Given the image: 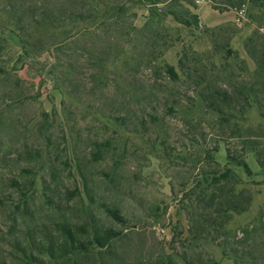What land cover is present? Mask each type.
I'll return each instance as SVG.
<instances>
[{
    "label": "rangeland",
    "instance_id": "1",
    "mask_svg": "<svg viewBox=\"0 0 264 264\" xmlns=\"http://www.w3.org/2000/svg\"><path fill=\"white\" fill-rule=\"evenodd\" d=\"M262 51L264 0H0V264H264V118L232 138L198 96ZM226 168L252 201L198 239L193 190Z\"/></svg>",
    "mask_w": 264,
    "mask_h": 264
},
{
    "label": "trees",
    "instance_id": "2",
    "mask_svg": "<svg viewBox=\"0 0 264 264\" xmlns=\"http://www.w3.org/2000/svg\"><path fill=\"white\" fill-rule=\"evenodd\" d=\"M158 1V0H157ZM170 16L174 22L179 24H185L182 20V16L178 12L167 10L160 16ZM195 18V16H193ZM235 55L228 52V56ZM183 58L179 60V65H183L186 62V55H182ZM261 57V58H260ZM259 58H255V69L251 72L249 80H242L237 85L233 86H217L214 85L215 80H219V76H208L207 72H204V76L198 77L200 83L205 85L202 87L198 96L201 97L208 112L214 114L225 125H233L235 127V137L238 136V120L242 118L245 112L254 106L262 118H264V51ZM184 60V61H183ZM163 74L170 82H177L179 77L174 68L168 65L162 66ZM187 78L191 79L192 76L188 73ZM199 86V82L195 83ZM233 135V134H232ZM258 162L260 168L264 172V160L260 158V154L257 152ZM226 160L228 165H232L236 168H241L246 176L250 175V170L242 157L235 156L229 148H226ZM194 201L192 209L203 210L204 212H213L215 218L213 221H205L206 225H202L200 231L195 234L198 239L206 240L211 235V229L213 232L222 233L224 226L231 214H241L245 212L251 201V193L242 187V182L237 174L230 168H226L218 173H215L213 178L204 183V186H199L193 190ZM116 217V215H115ZM218 222H215V221ZM211 222V223H210ZM212 223L214 225H212ZM69 231L67 235L69 236ZM94 236V243L99 247H104L111 242L115 236L110 231L106 232L103 236ZM71 237V236H70ZM68 243L72 244L74 241L70 239ZM77 251L80 252L79 249Z\"/></svg>",
    "mask_w": 264,
    "mask_h": 264
},
{
    "label": "built area",
    "instance_id": "3",
    "mask_svg": "<svg viewBox=\"0 0 264 264\" xmlns=\"http://www.w3.org/2000/svg\"><path fill=\"white\" fill-rule=\"evenodd\" d=\"M243 13H244L243 9L239 11V15H242Z\"/></svg>",
    "mask_w": 264,
    "mask_h": 264
}]
</instances>
